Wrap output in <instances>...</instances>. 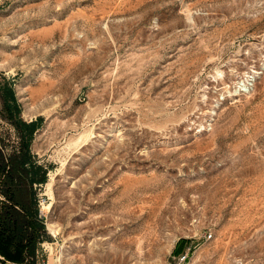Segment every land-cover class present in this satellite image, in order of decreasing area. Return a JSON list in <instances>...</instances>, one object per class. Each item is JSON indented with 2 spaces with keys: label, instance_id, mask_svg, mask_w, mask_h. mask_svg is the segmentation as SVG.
Returning a JSON list of instances; mask_svg holds the SVG:
<instances>
[{
  "label": "rangeland",
  "instance_id": "rangeland-1",
  "mask_svg": "<svg viewBox=\"0 0 264 264\" xmlns=\"http://www.w3.org/2000/svg\"><path fill=\"white\" fill-rule=\"evenodd\" d=\"M0 74L39 118L33 264H173L180 238L264 264V0H0Z\"/></svg>",
  "mask_w": 264,
  "mask_h": 264
},
{
  "label": "trees",
  "instance_id": "trees-1",
  "mask_svg": "<svg viewBox=\"0 0 264 264\" xmlns=\"http://www.w3.org/2000/svg\"><path fill=\"white\" fill-rule=\"evenodd\" d=\"M0 112L11 126L15 145L5 152L0 138V264H33L38 230L33 188L46 180V168L37 163L30 150L39 118L25 121L12 83L0 74ZM188 239L176 241L172 254L182 253Z\"/></svg>",
  "mask_w": 264,
  "mask_h": 264
},
{
  "label": "built area",
  "instance_id": "built-area-1",
  "mask_svg": "<svg viewBox=\"0 0 264 264\" xmlns=\"http://www.w3.org/2000/svg\"><path fill=\"white\" fill-rule=\"evenodd\" d=\"M254 83H255V75L251 74L244 77L242 80H239V82L234 83V85L232 84L231 87L228 86L227 92H229L230 96L232 97L245 96L253 90ZM223 100H225V96L221 95L219 99H217V102H222ZM205 236L207 238H210L211 233H208ZM173 264H191L188 251H183L182 253L174 256Z\"/></svg>",
  "mask_w": 264,
  "mask_h": 264
}]
</instances>
